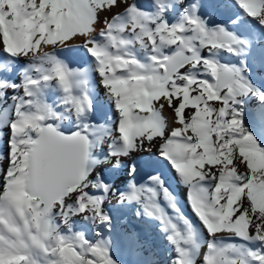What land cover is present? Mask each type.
<instances>
[{"label": "bare ground", "instance_id": "6f19581e", "mask_svg": "<svg viewBox=\"0 0 264 264\" xmlns=\"http://www.w3.org/2000/svg\"><path fill=\"white\" fill-rule=\"evenodd\" d=\"M66 2L42 0L40 10L25 19L19 12L23 0H0V82L9 85L0 96V264H63L60 260L73 257L66 242L77 231H83L93 244L104 242L114 260L115 254L131 258L128 264L137 263L143 249H137L129 236L141 229L131 219L139 220L140 215L143 223L157 229L160 243L167 251L160 264H173L175 249L160 221L147 215L141 203L119 199L120 193L129 191L130 183L138 187L155 188L158 192L157 203L183 230V235L177 234L175 230L172 232L174 240L181 243L182 264H200L199 260L205 258L208 264H213V257L216 264H264V231H261L264 200H254L260 191H264V182L260 184L261 190L252 191L250 188L253 183L247 187L240 186L242 184L239 181L240 176L252 179L253 164L264 158V151L257 146L259 139L255 138L257 143L246 139L243 151L238 147L242 144L226 146L224 151L234 150L229 167L218 161L212 148L213 139L209 134L211 123L208 121L213 117L208 104L213 101L210 92L213 88L211 84H198L196 79L189 78V74L209 81L212 78L204 71L202 64L193 68L196 59L184 64L188 66L182 70L184 73L181 72L183 65L168 78V93L150 97L149 89L153 75L164 72L166 58L181 49L185 35L179 26L169 28L163 22L158 23L157 17L173 25L186 23L185 17L195 14L206 20L209 29H227L244 40L246 43L239 55L226 49L209 52L206 48L200 49V55L221 64L223 61L236 64L260 92H264V86H257L262 82L264 85V25L248 16L237 0H161L165 9L162 14L155 0H130L147 16L134 10L126 14L127 5L118 0L114 9L98 14L96 24L92 25L96 30L91 35L98 44L109 45L107 50L110 58L102 63L105 87L109 88L113 97H119L117 107L121 116L128 120L126 126L121 125L120 138L123 140L127 136L129 142L134 136L156 138L155 142L145 141L143 146L126 156H120V166L115 167L116 158L109 156V145L114 142L116 146L120 145V141L116 140L120 117L102 85L95 58L83 46V37L75 39V44L70 47L51 48L52 41L65 38L60 34L62 30L59 25L53 32L49 30V24L54 23L58 16L70 14V10L67 13L64 11ZM98 3L111 4L112 0H98ZM193 4L197 5L195 9L191 7ZM117 16L120 19L114 24V38L106 41L99 31L104 27L105 19L112 20ZM88 27L87 24L81 25L75 31L87 32ZM36 31L48 41L47 47L41 45L43 52H52L55 62L76 73L74 79L85 81L80 89L73 91L76 96L87 92L91 107L84 114L77 116L71 105L65 103L66 94L55 79L40 84L36 97L39 99L38 107L34 100L33 108L25 107L23 112H16L15 106L20 99H27L23 91L26 80L39 79L50 72L53 65V61L47 58L32 55L31 38ZM4 48L13 55L26 52L28 55L12 56ZM161 97L165 104H155L154 101H159ZM169 98H179L180 103L175 110L167 106ZM241 99L243 104L236 107L241 111L242 118L249 121L247 130L257 134L258 126L262 124L257 113L264 105V100L258 94ZM137 108L147 116L141 127L129 119L133 109ZM193 109L195 111L191 112ZM185 111L190 113L187 123ZM223 115L222 110L219 113L220 120ZM161 117L163 121L158 124L156 121ZM50 123L59 131H79L88 137L90 158L85 191L90 196L105 194L103 212L110 217V226L100 223L87 212L70 215L65 223V210L59 198L47 212L51 219L50 232L39 238L35 235L42 218L40 210L43 205L38 198L26 193L28 149L41 133L42 127ZM166 132H171L172 138L160 139ZM238 132L239 128L233 130L234 134ZM10 139L11 151L8 144ZM50 143L75 144L79 141L69 143L54 139ZM161 144L169 161L160 153ZM117 168L122 172L116 171ZM153 176L159 178V183L149 179ZM100 181L104 184L111 181L115 186L105 193ZM94 184L96 187H92ZM161 184L173 197L171 203L176 206L175 209L163 198ZM185 184L191 186L190 191ZM77 187H69L64 195L75 192ZM227 188L230 190L225 194ZM77 195L72 193L66 197L65 205L72 204L75 207ZM246 196H250V199H246ZM242 198L246 200H240ZM247 201L251 203L247 204ZM240 203H245L248 211L241 210L236 215ZM181 217L189 221L191 232ZM206 229L214 235L209 236ZM192 232L195 233L194 239L191 238ZM252 232L256 235L249 239ZM79 252L80 255L83 252L101 255L99 249L81 247ZM143 252L146 254L147 249ZM104 255L106 257V252ZM83 259L86 260V257Z\"/></svg>", "mask_w": 264, "mask_h": 264}, {"label": "snow or ice", "instance_id": "6c2138e0", "mask_svg": "<svg viewBox=\"0 0 264 264\" xmlns=\"http://www.w3.org/2000/svg\"><path fill=\"white\" fill-rule=\"evenodd\" d=\"M117 2L118 0H112L111 4H100L98 3V0H67L64 11L67 13L68 10H70V14L58 16L54 23L49 24V30L53 32H55L57 25H59L62 30L60 34L65 37L64 39L52 41V49L59 47H70L75 44L73 43L75 39L78 37H83V46L88 49L89 53L95 58L97 62V70L100 77L102 78V85L107 90L110 98L113 100L115 108L117 109L120 117L117 129L119 136L116 137V140L120 141V145L116 146L115 142L112 145H109V148L111 149L109 156L116 158L114 164L115 167L120 166V156H126L130 151H134L137 148L143 146L145 141L152 143L156 140L155 137L149 139L147 135L134 136L130 142L127 140V136H125V139L123 140L120 138L121 125L123 124L126 126L128 124V120L125 119L124 116H121L120 109L117 107V101L119 100V97H113L109 88L105 87V72L104 68L102 67V63L104 60L110 58V53L107 50L109 45H100L94 40V36L91 35V33L96 29L92 27V25L96 24L98 14L114 9L117 6ZM41 3L42 0H23V3L19 8V12L25 17V19L32 17L34 16L35 12L40 10ZM120 3L127 5V8L125 9L126 14H130L134 10L137 13L147 16L144 12L137 8L135 3L130 2V0H120ZM155 3L160 7V12L162 14L165 9L161 0H155ZM237 3L248 16L258 19L259 23L264 25V0H237ZM191 7L195 9L197 5L193 4ZM157 18L158 23L163 22V24L169 28H176L179 26L182 29L183 34L187 36L189 47L196 55V63L193 64V68L195 69L202 64L204 71L211 76L212 79L209 81L198 79L192 74H189V78L196 79L198 84L203 83L204 86L211 84L212 88L216 91L217 99L208 102L212 116L219 119V113L223 110V119L225 122L235 121L238 124V136L242 137L244 135H248L256 141L253 135L244 127L242 113L237 109L236 105L243 104L241 97H246L249 95L258 94L259 97L264 100V92H260L259 89H257L253 83L248 80L245 75H243L240 68L230 67L215 60L203 58L200 55L201 48H206L209 50V52L217 49H226L233 54L239 55L243 51L242 46L246 42L234 34L226 32L223 28H220L219 30L209 29L206 26V23L195 14L187 15L185 17L186 23L173 25H169L167 22L162 21L159 17ZM118 19H120L119 16L114 17L112 20L105 19L104 27L100 29L99 35L106 41L114 38V24ZM85 24L89 25L87 32L75 31V29ZM70 33L71 35H69ZM0 41H2V34H0ZM31 43L33 46L30 50L32 55L34 57L39 56L40 58H47L48 60L53 61V65L50 72L43 74L39 79L28 78L26 80L23 85V91L24 97L27 99H20V101L15 106L16 112H23L25 107L29 109L33 108L34 100L36 101L35 106L38 107L39 99L36 97H38L40 91V84L42 82L47 83L53 79L58 81L59 85L62 87L63 92L66 94L65 103L71 105L77 116H80L86 111L90 110L91 103L86 91L82 92V94L79 96L73 95L74 89H80L85 84V81L74 79L76 73L65 68L60 63L55 62V57L52 55V52H43L41 45L47 47L48 41L46 38L41 36L39 31H36L32 36ZM4 51L9 53L5 48ZM9 54L12 56L20 55H13L11 53ZM27 55L28 53L26 52L20 56ZM186 67L188 66H183L181 69L182 73H184L182 70H184ZM8 86L9 85L7 82H0V96L3 95V89L7 88ZM11 87L15 88L17 85H11ZM154 103L164 105L165 100L163 97H161L159 101H154ZM179 103V98H169L167 106L170 109L175 110ZM50 111L52 110L50 109ZM194 111V109L191 110V112ZM257 114L259 118L264 121V105L261 106ZM146 118V114L141 113L137 108L133 109L132 115L129 119H131V121L136 124L137 127H141L143 126ZM185 118V123H187L190 120L189 111H185ZM162 121L163 118L161 117L160 120L156 122L159 124ZM124 131L127 133L126 127ZM59 135L61 140H64L71 139L72 137H79L81 133L77 131L70 135H66L64 133H59ZM171 138V132H166L160 139L168 140ZM8 144L11 151L12 139L8 141ZM35 144L37 146L34 150L32 182L37 191L45 196L56 197L68 187H71L73 184L78 185L75 192H70L67 195L60 196L59 202L62 208L65 210L63 214L64 222H67L70 215L87 212L96 218L100 223H106L110 226V217L102 210L104 197H93L85 191V188L87 187L85 181L90 158V141L88 137L84 136L79 143L75 144L61 143L53 145L44 140H37L35 141ZM257 146L261 149V151H264V147H261L258 143ZM159 149L161 155L169 161L168 157L164 155L163 144L159 145ZM10 151H8V153H10ZM81 169H83L84 173L82 178ZM209 171L212 172L213 170L209 169ZM177 174L179 175V173ZM149 179L153 182L159 183V178L156 176L150 177ZM185 185L188 187V191H190L191 186L187 184ZM92 187H96V185L94 184ZM100 187H102L105 193L109 191L108 185L104 184L103 181H100ZM161 188L163 198L170 203L173 209H175L176 206L171 203L173 197L166 188H163L162 184ZM72 193H78L75 198V207L72 204L65 205V198L69 197ZM157 197L158 192L155 188L144 186L138 187L134 183H130L129 191L127 193L119 194V199L121 201L127 200L129 202L141 203L147 215L160 221L163 230L169 233L168 240L175 249L176 256L173 260V264H182L181 243H178L174 240L172 232L175 230L177 234L183 235V230H181L180 226L173 222V219H171L164 212L161 206L157 203ZM188 200L191 206V197H189ZM203 203L204 201L201 200V204ZM250 203V201H247V204ZM241 210L245 212L248 211L245 203H240L236 215H239ZM193 212L196 215L195 211ZM197 217L200 220L199 216ZM181 219L183 220V224L187 226L191 232L192 230L189 221L183 217H181ZM165 221H167V223ZM261 225V231H264V221H261ZM249 227L252 228L253 225L250 224ZM207 233L209 236L214 235L208 231ZM255 235L256 233L252 232L248 238L250 239ZM76 236L78 238H82L84 248L99 249L101 253L100 256L93 255L92 252L81 253L82 258L86 257V260L82 259V264H117V262L112 258L104 242L93 244L80 234H77ZM135 238V233H132L129 236L130 240L135 241ZM191 238H195L194 232H192ZM196 247L199 248V245H196ZM209 247H211V245ZM105 252L106 257L104 255ZM205 257H207V253H205ZM199 261L200 264H208L206 258ZM213 264H216L215 257H213ZM257 264H259V262H257Z\"/></svg>", "mask_w": 264, "mask_h": 264}, {"label": "rangeland", "instance_id": "374dc122", "mask_svg": "<svg viewBox=\"0 0 264 264\" xmlns=\"http://www.w3.org/2000/svg\"><path fill=\"white\" fill-rule=\"evenodd\" d=\"M198 17L201 20H203L204 22L206 21L202 16H198ZM224 30L226 32L232 33L231 31H229L227 29H224ZM181 49L184 50L188 55H193V56L195 55V53L191 52V48L189 47V44L187 42V36L186 35H184V42H183ZM194 61H196V60H194ZM222 64L230 66V67L238 68V66L236 64H232L228 61H223ZM164 71H165V67H164ZM164 74H165V72L156 73L153 75V80H152L151 84L149 85L150 86L149 89L151 91L150 97H154L155 94H158V93H162V94L168 93V88L166 86V83L168 82V80L164 83L160 82L161 77ZM262 84H263V82L260 84H257V86L261 87ZM210 92H211V95L213 96V101L216 100L217 99L216 91L213 89ZM208 121L211 123V130H210L209 134L213 139L212 148H213L214 152H216L217 159L224 166L229 167V165L231 163V156L233 155L234 150L231 151V149H227L224 151V148L226 146H229L232 143H237L238 145L242 144L238 147H239V149H242L241 151H243L246 148V145L243 146L244 141L246 139L253 141L254 139H252V137H250L248 135H244L241 137V136L237 135L238 133L234 134L233 130L235 128H239L238 124L235 121L225 122L223 118L220 120V119H217V117H210L208 119ZM260 121L262 124L258 126L259 132L257 134H252V135L254 138H258L259 139L258 144L261 147H264V121H262L261 119H260ZM243 124H244V127L247 129L249 121L246 118H243ZM67 132H71V131H67ZM248 132H250V131H248ZM256 163H254L252 168H251L254 170V173H255V174L253 173L254 175L253 174L251 175L252 179H248L247 177H242V176H240V179H239L240 183L242 184L240 186H247L248 187V185L253 183L252 187L250 188L252 191L261 190L260 184L262 182H264V158H263V160L256 162ZM121 166H123V165H121ZM116 171L122 172L118 168ZM26 180H27V178H26ZM107 185L109 187V190H111L115 186V183L108 181ZM229 190H230V188L225 189L224 193L228 194ZM260 192L261 193L254 200H264V191H260ZM92 196L93 197L103 196L104 197L103 203L105 201V194L99 193L97 195H92ZM246 199H250V196H246ZM246 199L243 198L240 200H246ZM238 202H240V201H237V203ZM102 210H103V204H102ZM131 219H134V222L138 223L139 226L141 227V229L139 231L135 232L136 238H135V241H133V244L139 250L143 249V251H144L145 248L147 249L146 254H144L143 251L142 252L140 251L141 257L139 258L138 262L132 263V264H160V263H162L167 251L163 248V246L160 243V235H159V232L157 231V229L154 228L152 225L146 223V222L143 223L141 215L139 216V220L138 219L135 220V218H133V217ZM127 221L130 222V219H128ZM77 234L82 235L86 240L89 241V237L83 231H77L76 233L72 234L70 238L68 237L66 244L71 249V251L73 253V257L71 259H68V260H60L61 263H63V264H82L83 258H81L79 248L84 247V246H83L82 238H78L76 236ZM158 235H159V237H158ZM113 257H116L115 261L117 262V264H128L127 263L128 259H130V261H132L131 258H128L126 256H118V255L114 254ZM83 260H85V259H83Z\"/></svg>", "mask_w": 264, "mask_h": 264}, {"label": "water", "instance_id": "95a60500", "mask_svg": "<svg viewBox=\"0 0 264 264\" xmlns=\"http://www.w3.org/2000/svg\"><path fill=\"white\" fill-rule=\"evenodd\" d=\"M196 59V56L188 55L184 50L180 49L175 52H173L170 56H168L166 62H165V74L161 77L160 82L164 83L168 78L181 66L184 64ZM77 131H71V132H65V131H59L56 126L53 123L44 125L41 133L33 140V145L28 149V162H27V188L26 193L34 198H38L43 205L40 212L42 214V218L40 219V223L38 226V230L36 232V236L39 238L42 236V234H47L51 230V219L49 216H47V212L52 206L54 202H56L60 196L64 195L65 191L61 192L60 195L56 197H49L45 196L39 191L36 190L33 182H32V175H33V165H34V150L37 146L35 144V141L37 140H44L46 142H51V140L54 139H60L59 133H64L66 135L73 134ZM86 136L85 134H81L79 137H72L71 139H64L61 141H66L73 143L78 140L79 142L83 139V137ZM71 141V142H70ZM83 169H81V178L83 177ZM77 184H73L71 187L76 186Z\"/></svg>", "mask_w": 264, "mask_h": 264}]
</instances>
